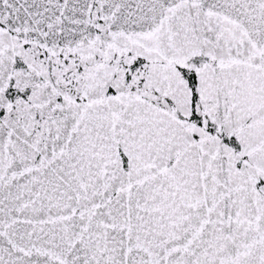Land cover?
Instances as JSON below:
<instances>
[{
    "label": "snow or ice",
    "instance_id": "1",
    "mask_svg": "<svg viewBox=\"0 0 264 264\" xmlns=\"http://www.w3.org/2000/svg\"><path fill=\"white\" fill-rule=\"evenodd\" d=\"M0 264H264V0H0Z\"/></svg>",
    "mask_w": 264,
    "mask_h": 264
}]
</instances>
